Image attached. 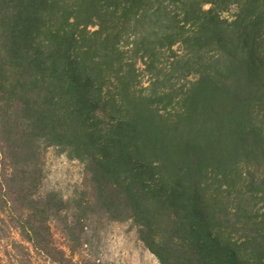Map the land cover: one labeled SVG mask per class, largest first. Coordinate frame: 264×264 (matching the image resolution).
I'll use <instances>...</instances> for the list:
<instances>
[{
  "label": "trees",
  "instance_id": "16d2710c",
  "mask_svg": "<svg viewBox=\"0 0 264 264\" xmlns=\"http://www.w3.org/2000/svg\"><path fill=\"white\" fill-rule=\"evenodd\" d=\"M53 146L76 198L42 192ZM111 221L161 264H264V0H0V264H97Z\"/></svg>",
  "mask_w": 264,
  "mask_h": 264
},
{
  "label": "rangeland",
  "instance_id": "374dc122",
  "mask_svg": "<svg viewBox=\"0 0 264 264\" xmlns=\"http://www.w3.org/2000/svg\"><path fill=\"white\" fill-rule=\"evenodd\" d=\"M178 13H175L178 18ZM178 26V25H175ZM186 46L175 45L176 54L184 55ZM179 57L167 52L163 57L166 66H171L173 74L167 79L176 87L190 85L197 76L190 69L187 59L177 62ZM168 68L169 70L171 69ZM84 165L72 159L57 147L46 150L45 177L42 185L44 194L55 192L66 199L76 198L82 188ZM59 241L66 246L67 241L55 228ZM92 262L97 264H161L159 259L150 252L138 237L137 229L131 221H111L107 223L100 235H96L90 247Z\"/></svg>",
  "mask_w": 264,
  "mask_h": 264
}]
</instances>
